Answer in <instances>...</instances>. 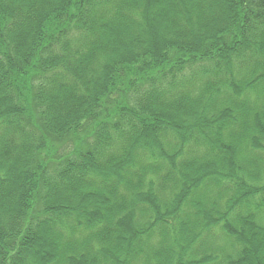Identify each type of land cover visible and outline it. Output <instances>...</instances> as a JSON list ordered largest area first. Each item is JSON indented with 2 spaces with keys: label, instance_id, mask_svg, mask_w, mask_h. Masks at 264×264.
<instances>
[{
  "label": "trees",
  "instance_id": "1",
  "mask_svg": "<svg viewBox=\"0 0 264 264\" xmlns=\"http://www.w3.org/2000/svg\"><path fill=\"white\" fill-rule=\"evenodd\" d=\"M0 264H264V0H0Z\"/></svg>",
  "mask_w": 264,
  "mask_h": 264
}]
</instances>
